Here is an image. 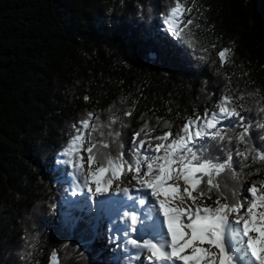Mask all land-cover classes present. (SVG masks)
Segmentation results:
<instances>
[{"label":"trees","instance_id":"16d2710c","mask_svg":"<svg viewBox=\"0 0 264 264\" xmlns=\"http://www.w3.org/2000/svg\"><path fill=\"white\" fill-rule=\"evenodd\" d=\"M180 2L192 9V44L168 29L176 0H0V264H49L53 253L60 264H120L106 225L66 210L71 185L59 157L89 112L92 138L131 161L140 140L154 146L168 131L165 122L175 134L229 95L244 119L220 126L235 137L251 124L247 146L264 150V0ZM225 48L232 56L222 64ZM146 123L155 131L136 138ZM116 131L118 140L108 135ZM208 143L204 155L223 162L227 150ZM245 147L227 144L241 173L220 178L228 202L246 204L247 189L264 180V164L241 167L235 152Z\"/></svg>","mask_w":264,"mask_h":264},{"label":"snow or ice","instance_id":"6c2138e0","mask_svg":"<svg viewBox=\"0 0 264 264\" xmlns=\"http://www.w3.org/2000/svg\"><path fill=\"white\" fill-rule=\"evenodd\" d=\"M191 11L176 0L166 17L172 35L187 40L189 44L193 41L186 29L193 24V20L185 22L184 15ZM218 55L224 64L230 62L232 52L225 48ZM216 108L217 111L205 112L202 117L188 119L175 134L165 122L164 127L168 131L153 138L156 141L154 146L148 140H140L131 161L124 158L123 152L113 155L107 151L110 147L108 142L92 138L91 132L98 130L91 123L93 113H87L86 118L80 121L81 127L73 125L75 135L63 152L70 159L64 163L76 169L83 179V187L93 195H103L115 181L132 173L129 183L135 180L139 189L150 190L152 201L145 196L138 203L149 205L146 219L150 218L151 223H144L136 211L124 213L126 220L131 222L132 232L141 237L150 236L149 239L130 238L126 241V244L140 250L136 254L137 259L146 251L151 264H264V180L253 182L247 189L246 204L238 199L228 202L220 180L225 175L234 181L241 179V173L233 167V153L227 149V144H231L233 139L246 145L243 151L237 149L235 152L241 157L239 163L242 168L249 167L244 163L249 159L253 164H264V150L247 146L251 124H242L243 132L235 137L229 135L226 126H220L233 117L239 118L233 122L236 124H241L244 119L233 97L224 95ZM260 111L264 112V108ZM125 115L131 116L132 112H125ZM95 119L98 121L99 117L95 116ZM117 122L118 118L113 117L108 126ZM257 127L264 129V123H259ZM85 131L89 133L87 137ZM152 131L155 129L149 128L146 123L135 137L139 138L141 133L147 137ZM108 135L118 140L120 132H109ZM209 140L217 141L227 150L223 162L204 155L210 148ZM225 141L227 144H224ZM146 143L147 151L152 155L141 153L140 149H144ZM81 152L87 153V170ZM260 171L258 168L256 174ZM113 191L129 195L127 188ZM213 191L219 193L215 206L203 204V198L211 199ZM237 196L238 191L233 189L232 197ZM245 207L246 211L240 214L241 208ZM234 214L235 219H230ZM138 224L142 227L138 228ZM124 234L127 235V232ZM52 264H60L56 253L52 254Z\"/></svg>","mask_w":264,"mask_h":264},{"label":"rangeland","instance_id":"374dc122","mask_svg":"<svg viewBox=\"0 0 264 264\" xmlns=\"http://www.w3.org/2000/svg\"><path fill=\"white\" fill-rule=\"evenodd\" d=\"M152 154H153L152 152L148 151L147 155H152ZM81 155L84 157L85 170H87L88 165L86 162L87 161L86 154L84 152H81ZM59 158L60 161H66L70 159L69 157L64 155ZM64 166L66 169L64 175L66 176L67 181L71 185L69 189L70 199L67 200L66 210L69 213L74 210L85 211L86 213L89 214L90 219L92 218L96 221L98 226L104 223L106 226L105 228H103V232H105V234H107L110 237L112 241L111 246L115 248L116 251L119 252L120 259L118 260V262L120 264L123 263V258L126 259V263H130V264H151V262L147 260L148 253L146 251L143 254H141L137 259L136 254L140 250L133 248L129 244H126V241L130 238L131 239H137V238L141 239V238L139 237L138 233H134L131 231L130 222H128V220H126V218L124 217V213L127 212L128 208H126V205L123 203L130 202L128 200L129 196L125 195L123 192L113 191L114 189H123V188L133 190L134 188L139 187V185L135 180H133L131 183L128 182L131 179L132 173H129L126 177L122 178L119 181H115L114 184L112 185V188L107 193L103 195L100 194L93 195L91 192L87 190L86 187H83V179L82 177H80L76 169L73 168L71 164L66 163ZM181 188H183V182H181ZM129 195L132 196L130 191H129ZM135 200L138 202L139 199L135 198ZM118 201L120 202L118 203ZM245 211H246V207L240 210V214H243ZM78 212L77 215H79ZM146 216L147 214L144 215V217H141V220L147 224L148 222H150V218L146 219ZM231 219H235V214L231 217ZM137 227L140 228L138 225ZM117 229L120 230L118 231ZM125 232H127V235L124 234ZM149 238L150 236L144 235V237L141 240L149 239Z\"/></svg>","mask_w":264,"mask_h":264},{"label":"bare ground","instance_id":"6f19581e","mask_svg":"<svg viewBox=\"0 0 264 264\" xmlns=\"http://www.w3.org/2000/svg\"><path fill=\"white\" fill-rule=\"evenodd\" d=\"M130 191V193H132V195H133V197H137V198H144L145 196H147L148 197V199L150 200V201H152V199L153 198H151L150 197V195H149V192H150V190H143V189H139V187H137V188H134L133 190H129ZM129 196V195H128ZM133 197H130L129 196V198H128V200L130 201V202H125V203H123V204H125L126 205V208H128V211L127 212H130L131 210L132 211H136V213H137V215L138 216H140V217H144V215H146L147 214V209H148V207H149V205L148 204H146V205H143V206H138L137 205V201H135L134 200V198ZM122 200V199H121ZM120 201H118V203H119ZM131 203V204H130ZM122 204V205H123ZM131 205H133V206H131ZM160 219H162V216H161V218ZM128 222H130V220H128ZM131 223V222H130ZM148 223H151V221L150 222H148ZM138 226L141 228L142 226H141V224H138Z\"/></svg>","mask_w":264,"mask_h":264},{"label":"water","instance_id":"95a60500","mask_svg":"<svg viewBox=\"0 0 264 264\" xmlns=\"http://www.w3.org/2000/svg\"><path fill=\"white\" fill-rule=\"evenodd\" d=\"M49 264H52V262H51V263H49Z\"/></svg>","mask_w":264,"mask_h":264}]
</instances>
